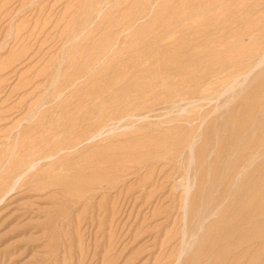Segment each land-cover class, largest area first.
<instances>
[{"label": "rangeland", "instance_id": "374dc122", "mask_svg": "<svg viewBox=\"0 0 264 264\" xmlns=\"http://www.w3.org/2000/svg\"><path fill=\"white\" fill-rule=\"evenodd\" d=\"M0 264H264V0H0Z\"/></svg>", "mask_w": 264, "mask_h": 264}, {"label": "bare ground", "instance_id": "6f19581e", "mask_svg": "<svg viewBox=\"0 0 264 264\" xmlns=\"http://www.w3.org/2000/svg\"><path fill=\"white\" fill-rule=\"evenodd\" d=\"M187 25L188 24H182L181 27L184 28ZM192 25L189 24V26H187L188 27V31H189V29L192 30V31L190 33H188V34H184L183 35L184 36L183 38L178 39V40H175L174 37H168L166 39V41L168 42L167 44L169 45L168 48L170 50L177 51V53L175 54V56H173L169 60V62L166 64V66H165V72L166 73H167V70L168 69H169V72L168 73H171V72L173 73V72H177V71H182L185 68H189V67H187L189 65L193 67V66H195V65H193V63H194V60H195V58L197 56H199L200 54H202L204 51L211 52V51H209V50H211V48L209 47L210 49L207 50L206 49V43H203V42L200 41L201 36H203L204 33H206L207 31L206 32L205 31L204 32H201V31L198 32L197 29H196V27H193ZM187 27L184 28V30L187 29ZM222 47H224V46H222ZM260 60H261V57H260L259 61ZM222 62L219 63L218 65H220V67L223 68L227 63H226V61H222ZM261 64H262V62H261ZM95 67H96V65H95ZM225 69H226V67H225ZM219 76H220V73L216 69H212V70H209V71H204V73H202L201 76H198V77H195V78L193 77L194 79L192 81V84H190L188 88L185 87L186 89L185 88L184 89L187 90L186 93L189 92L188 90H192V89L195 90V91H198L200 88H204V87H206L208 85L213 84L215 81H218L219 78H220ZM192 91H191V93H192ZM102 92H103V90H102ZM100 93H101V91H100ZM177 93H178V90H177ZM178 94H180V93H178ZM109 95L111 96V94H109ZM106 96L108 98V95H106ZM103 98H105V97H103ZM107 98H106V100H107ZM101 103H103V102H101ZM93 104L98 105V103L96 104V102L95 103L93 102Z\"/></svg>", "mask_w": 264, "mask_h": 264}]
</instances>
